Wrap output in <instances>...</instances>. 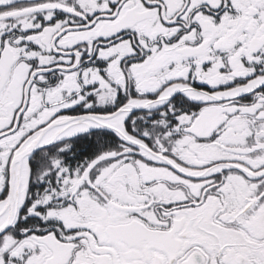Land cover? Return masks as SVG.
Returning <instances> with one entry per match:
<instances>
[{
    "label": "snow or ice",
    "instance_id": "1",
    "mask_svg": "<svg viewBox=\"0 0 264 264\" xmlns=\"http://www.w3.org/2000/svg\"><path fill=\"white\" fill-rule=\"evenodd\" d=\"M0 264H264V0H0Z\"/></svg>",
    "mask_w": 264,
    "mask_h": 264
}]
</instances>
